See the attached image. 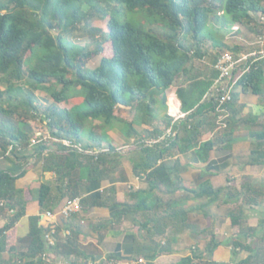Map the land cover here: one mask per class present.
Listing matches in <instances>:
<instances>
[{
    "label": "trees",
    "instance_id": "trees-1",
    "mask_svg": "<svg viewBox=\"0 0 264 264\" xmlns=\"http://www.w3.org/2000/svg\"><path fill=\"white\" fill-rule=\"evenodd\" d=\"M122 11L145 13L149 22L162 24L163 34H156L141 22L121 20ZM96 15L106 20L107 30L86 31L95 44L93 47L90 42L78 44L66 36L79 30L80 24H89ZM255 18L260 26L256 33L260 35L264 31V0H0V83L4 85L0 89V161L25 166L16 174L0 168V215L7 219L0 227V264H45L47 228L39 224L40 214L79 196L82 181L98 179L105 170L104 164L99 167L104 151L89 152L94 145L87 143L84 129L90 124L89 132L96 134L94 120L103 128L112 126L118 121L115 110L119 106L134 110L131 121L119 120L127 137L138 136L129 150L140 151L139 159L133 158V171L144 179L146 189L130 192L137 199L133 203L109 200L101 191H95L81 196L82 208L108 206L117 221L141 210L149 220H159L155 211L163 201L154 195L157 189L165 193H174L179 188L189 191L200 200L197 210L208 220L203 232L210 235L206 247L211 257L219 243L209 205L234 202L236 205L228 209L227 215L239 231L230 240L231 252L237 255L245 250L249 253L245 258L235 263L222 262L194 252L171 264L264 263V247L257 242L246 243L241 237L257 234V227L242 226V206L260 204L264 200L262 186L246 182L241 189L231 192L226 187L214 188L205 180L193 187H178L180 164L177 158L171 160L176 154L193 150L200 161H207L215 145L220 149L231 146V134L240 126L239 120L232 116L223 127L217 123L213 103L203 100L218 73L212 65L210 70L195 74L190 62L203 56V37H210L214 47L226 46L217 34L231 31L236 24L238 29L245 27ZM98 31L100 38L95 37ZM232 50L238 53L241 47L236 45ZM93 57H98V62L90 66L88 61ZM171 86H176L185 116L172 122L166 113L164 127L156 124L140 134L135 125L148 124L156 118L157 102H165L166 89ZM72 89L84 94L85 106L80 102L70 108L61 106L75 97ZM37 90L48 94L47 101L38 100ZM237 90L264 97V56L252 62L239 77L232 101L225 104L231 112ZM209 112L212 119L208 118ZM36 117L45 120L48 135L54 138L50 143L46 137L35 136L29 120ZM169 126L175 134L158 140ZM257 126L260 128L250 129L254 148L249 153V162L264 164V122ZM207 130L213 136L203 139ZM33 137L35 141L31 140ZM147 137L155 142L146 144ZM63 140H69L70 144H64ZM108 147L114 150L112 145ZM33 159L35 163L42 161L43 169L55 174L53 184L39 181L36 187H17V178L34 164L29 163ZM34 200L40 213L29 215L28 233L18 245L9 243L8 237L15 234L14 227L25 215L28 202ZM165 205L171 211L162 218L186 220L187 211L178 202L169 199ZM178 207L181 209L177 210ZM60 217L67 226L70 216ZM258 223L264 227V216ZM78 232L70 225L69 233L61 236L59 249L66 255L83 258V264H88L89 259L93 262V254L78 246ZM260 240H264V228ZM1 254H8L9 260L2 259ZM14 255L19 263L13 259ZM146 259L140 264H152Z\"/></svg>",
    "mask_w": 264,
    "mask_h": 264
},
{
    "label": "crops",
    "instance_id": "crops-1",
    "mask_svg": "<svg viewBox=\"0 0 264 264\" xmlns=\"http://www.w3.org/2000/svg\"><path fill=\"white\" fill-rule=\"evenodd\" d=\"M171 88L170 91H176V86L175 88L171 86ZM39 97L42 101H47L49 96L39 95ZM176 98L179 103L176 99H169L167 96L165 102L159 100L157 104H163V110L159 112L158 108H156L157 116L154 119H159L163 122L165 114L167 113V107L171 106V103L172 105L174 104V109L175 106L177 108L179 105L181 110V102L177 94ZM75 100L76 97H71L68 102ZM119 108L124 107L119 106ZM232 108L233 110L232 112L230 110V116H234L235 119L239 120L240 126L233 129L231 134L232 142L228 149H220L218 144L215 145L207 161H200L193 150L171 157V160L177 158L180 164L179 167L181 168L178 187L181 185L193 187L208 180L214 188L226 187L229 191L231 189L235 190L234 192L241 189L242 183L246 182L252 185H260L264 191V164L256 162L253 164L249 162V153L254 148L252 147V145L254 146V139L250 135V129L251 126H257L259 122H264L259 121V119H264V97L261 98L256 94L242 93L239 91L235 97L234 107ZM126 110L129 111H125L123 114L130 115V118L118 114L115 110L118 121L110 127L103 128L99 125L98 120L93 121L96 127L94 131H97L96 134L101 135L102 139L104 136L108 138H106L107 142L102 140L98 142L92 149H89V152L104 151L103 163L99 167H103L104 164L106 168L98 179L82 181L79 188V196L101 191L103 197H108L109 200L112 198L116 201L133 203L137 199L130 192L136 189H146L144 179L133 171V158L139 159L140 151L129 150V145L138 136L127 137L120 126L121 122L119 119L131 121L134 117L133 109L126 108ZM159 122L155 123L152 120L148 124L142 123L135 126L139 133L143 134L144 130L152 129L156 124L161 128L164 127ZM164 133L157 139L162 140ZM150 139L149 137L145 138V143L151 144L152 139ZM109 144L114 147V150L108 147ZM110 162L112 165L108 164ZM29 163L34 164L26 168L24 174L17 178V187L24 188L35 181H46L51 185L53 184L55 174L52 171L44 170L42 161L35 163L34 160L32 162L29 161ZM18 167L21 166L9 160H4L3 164L0 165V168L8 169L14 174L18 173L25 166L21 167L20 170ZM154 195H157L161 199V202L163 201V205L161 206L159 204L158 210L155 211L157 216H159V220H149L141 210L137 214H129L117 221L113 218L114 216L112 217L114 213L108 206H95L87 210H84L81 206V210L75 212V214L73 213L74 215L70 216L68 220L70 221L69 224L67 221V226H65L60 221L61 217L59 214L48 218L45 212L41 213L39 224L44 226V228H47L46 226L51 222H54L55 226L59 224L58 234L55 235L54 239L55 245L52 246L46 243V252L48 254L50 253L51 258L56 259V257H60L61 252L59 251L58 244L61 242V236L69 233L70 225L73 229L79 231L77 235L78 246L86 253L93 254V264H105L106 262L140 264L145 263L147 261L146 258L150 259L152 264H171L183 256L192 255L194 252H197L200 241H203L200 235H202L204 228L208 224V220L203 213L197 210L199 206L198 200L192 196L191 192L180 188L174 193H165L157 189ZM168 198H172V200L178 202L187 211L184 222L179 220L173 221L166 217L162 218V215L166 214L165 210L167 208L165 202L169 200ZM61 205L56 206L53 212L56 213ZM234 205H236L234 202L227 204L214 202L209 205L208 210L213 215L215 238L219 244L211 257L209 255H203L204 257H210L222 262L235 263L249 254L247 251L242 250L246 253L239 251L237 255H233L230 250V240L234 236V227L227 212ZM39 213L40 209L37 201L28 202L25 215L20 218L14 227V232L18 238L17 242H20L28 233L29 215ZM263 216L264 200L260 204H243L242 226L257 227L258 234V231H263L264 228L258 223L259 219ZM0 219L7 220L3 215H0ZM223 237L225 239H222ZM8 257V254H1V258L5 261L9 260ZM15 259L18 263L20 262L17 256ZM43 260L45 264H48L46 258H43Z\"/></svg>",
    "mask_w": 264,
    "mask_h": 264
},
{
    "label": "rangeland",
    "instance_id": "rangeland-1",
    "mask_svg": "<svg viewBox=\"0 0 264 264\" xmlns=\"http://www.w3.org/2000/svg\"><path fill=\"white\" fill-rule=\"evenodd\" d=\"M84 8H86V6H84ZM120 18H121V20H127V21H130L133 23L141 22L145 28L151 29L156 34H159V35L163 34L164 28H163L162 24L158 23V22H153V21H152V23L149 22L145 13H143L141 11H139V12H137V11H126V12L122 11ZM88 23L89 24H87V23L80 24L79 30L70 32L66 36L69 39H71L73 42L78 43V44H84L86 42L87 43L90 42L91 47H93L95 44L90 41V36L88 35V33L86 31L90 28L94 29V30L100 29L102 31H104V30L106 31L107 30L106 20L101 19L99 16L96 15V16H93L89 20ZM257 28H260V26H259L258 19L255 18L249 24H247V26H245V27L240 26V29H237V30L232 29L231 31L227 30L224 32L222 31V33H219L216 36L221 38V40L225 43L226 46H223V47H214L212 45V39L210 37H208V36L203 37L202 43H201V46H202L201 51L204 53L203 56L200 58H197V57L193 58V60L190 62V65H192L194 68V70H193L194 73L195 74L196 73H202L203 71L210 70L212 68V65L214 64L213 60H214L215 56H217L220 53L225 52L226 50H232V48H234L236 45H239L241 47L240 52H248L251 50H261V49L264 51V43L258 42L259 35L256 33ZM95 33H96L95 37L100 38V31L95 32ZM262 34L264 35V31ZM97 62H98V57H93V58L89 59L88 64L90 66H93ZM170 88L171 87H169L168 89H170ZM173 88H175V86H173ZM0 89H4V85L1 83H0ZM73 91H75V93H76L75 94L76 100L70 101V102H68V101L62 102L61 106L67 108V107H70L72 104L77 103V102H80V104L82 106H85L84 94L80 90H73ZM36 93L38 96L39 95L48 96V94H46V92H43L41 90H37ZM38 100L42 101L41 98ZM171 105H172V103H171ZM42 106H45V103H42ZM157 108H158V111L161 112L163 110V104L158 103ZM116 111L118 114H120V115L122 114V115H124V117L130 118V115L123 114V112L129 111V110H126V108L120 109L118 107V108H116ZM245 115L248 116L247 113H245ZM208 118L212 119V112L208 113ZM228 119H231V116H229L226 119L225 124L227 123ZM154 121H155V123H158L160 120L154 119ZM210 121H212V120H210ZM259 121H264V119L263 120L259 119ZM159 123L161 124V126H165L164 121L163 122L160 121ZM29 124L31 125L33 131L35 132V136L46 137L48 139L47 140L48 143H50L51 140H54V138H51L48 135L49 130L45 124V120H41L40 117H36L34 119H30ZM89 125L90 124H88L87 128L84 129L85 139H86L87 143H90L94 146L96 145L95 141H92L91 137H93L98 142H101V140L104 142H107L106 138H108V137L104 136V138L102 139L101 135H98V134L92 135L89 132L90 130H92V128ZM223 127H225V126H223ZM251 128L257 129V128H260V126H251ZM174 132H175V130H174ZM208 137H212V131H210V130H207L202 138L206 139ZM34 139H35V137H33L31 140H34ZM64 141L67 142L68 140H64ZM114 145L116 146V144H114ZM52 147L54 148L55 146L53 145ZM252 147H254V146L252 145ZM32 161H34V160H30V162H32ZM1 164H3V161L0 162V165ZM23 166L21 165V167H23ZM21 167H18V169L20 170ZM23 168H25V167H23ZM38 184H39V181H35V182H32L29 186L36 187V186H38ZM239 184H240V182H239ZM230 191L234 192L235 190L231 189ZM162 199H164V198H162ZM168 199H172V198H168ZM199 202H200V200H198V203ZM232 207H234V206H232ZM178 209L180 210L181 208L178 207L177 210ZM165 211H166V213H169L171 210L166 209ZM6 222H7V220L5 221V220L0 219V227H2V225L5 224ZM238 231H239L238 228L234 227V231H233L234 235H236L238 233ZM241 237L245 240L246 243H249V242L256 243L257 242V244L259 246L264 247V240H260V238L263 237V231L262 230H259L257 236L255 235V237L253 236V237H245L244 238L242 235H241ZM200 238L203 241H200V246L197 247V252L198 253H204V256H207L208 252H207L206 246L210 241V235L207 232H203L202 235H200ZM17 239H18L17 235L14 234L13 236L8 237V242L9 243L16 242V245H18ZM222 239H225V238L223 237ZM54 243H55V241H54ZM51 245L53 246L55 244H51ZM230 250H231V247H230ZM59 251L61 252V250H59ZM240 251H242V250H240ZM242 252L246 253L245 251H242ZM72 255H74V254H72ZM72 255L66 256L65 253L61 252L60 257H56V259H55V258H51L50 253L49 254L46 253L43 256V258H46V262L48 264H83V263H85V260L83 258H79L75 255L74 256H72ZM15 258H16V256L14 255L13 259H15ZM88 264H93L90 259L88 260ZM105 264H119V263H112V262L107 263L106 262ZM259 264H263V263H259Z\"/></svg>",
    "mask_w": 264,
    "mask_h": 264
},
{
    "label": "built area",
    "instance_id": "built-area-1",
    "mask_svg": "<svg viewBox=\"0 0 264 264\" xmlns=\"http://www.w3.org/2000/svg\"><path fill=\"white\" fill-rule=\"evenodd\" d=\"M263 20V17L261 16ZM239 25L236 24L232 29L237 30ZM259 43H264V35L261 34L258 37ZM264 56V51L261 50H251L248 52H234L232 50H226L223 53H220L215 60L213 67L217 71V77L214 79L212 85L204 94L203 100L210 101L214 105V112L217 115V123L225 126L226 119L230 116L229 109L225 106L226 103L232 101L233 91L239 77L249 68L250 64L254 61H257L259 58ZM166 96L170 99H176V92L166 89ZM178 101V100H177ZM179 103V101H178ZM179 108L174 109V107H167V115L172 117V122L184 116ZM174 129L168 127L164 133L163 139L169 138L174 135ZM159 140V139H158ZM157 140V141H158ZM35 141V140H32ZM155 142V141H151ZM63 143L66 145L70 144V141L67 142L63 140ZM81 210V196H76L71 199L66 200L57 210L56 213L53 211H46L45 214L48 218L54 217L56 214L62 215L64 217H69L73 213ZM47 231L44 234L46 243L48 245L54 244L55 238V225L54 222L49 223L47 226ZM45 253L43 254V256Z\"/></svg>",
    "mask_w": 264,
    "mask_h": 264
},
{
    "label": "bare ground",
    "instance_id": "bare-ground-1",
    "mask_svg": "<svg viewBox=\"0 0 264 264\" xmlns=\"http://www.w3.org/2000/svg\"><path fill=\"white\" fill-rule=\"evenodd\" d=\"M173 105H174V104H173ZM173 105H172V106H173ZM175 108H176V106H175Z\"/></svg>",
    "mask_w": 264,
    "mask_h": 264
}]
</instances>
